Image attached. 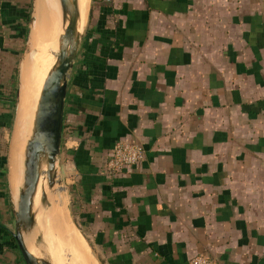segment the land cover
Instances as JSON below:
<instances>
[{
  "label": "crops",
  "instance_id": "1",
  "mask_svg": "<svg viewBox=\"0 0 264 264\" xmlns=\"http://www.w3.org/2000/svg\"><path fill=\"white\" fill-rule=\"evenodd\" d=\"M34 6L0 0V264H23L9 240L17 186L11 201L1 157ZM88 9L66 76L59 164L90 247L103 264H182L197 252L264 264V0ZM118 138L143 154L110 175Z\"/></svg>",
  "mask_w": 264,
  "mask_h": 264
},
{
  "label": "bare ground",
  "instance_id": "2",
  "mask_svg": "<svg viewBox=\"0 0 264 264\" xmlns=\"http://www.w3.org/2000/svg\"><path fill=\"white\" fill-rule=\"evenodd\" d=\"M76 4L78 10L77 25L80 28L83 25L82 21L85 20L89 0H76ZM34 7L33 25L27 37L28 49L20 66V97L18 94L17 114V106L15 110L17 115L16 132L10 145L8 164V180L13 197L17 186L14 201L17 199L18 187L21 184L22 151L30 134L35 101L43 77L54 61L57 36L62 28L57 0H35ZM27 108H29L28 111ZM16 162H18V167ZM41 169H44L43 162ZM41 191L46 194V203H41L39 200ZM57 193V183L48 186L43 173L40 174L31 205L34 213V224L30 232L24 236L26 247L34 253L38 252L37 248L41 249L40 253L45 254L52 264H66L62 256L64 252H71L78 260V264H94L85 253L83 243L71 225V221L69 222L67 212L62 207V197L57 196ZM36 233L41 234L43 240L41 247L37 248L32 240ZM54 258L57 263H53Z\"/></svg>",
  "mask_w": 264,
  "mask_h": 264
},
{
  "label": "water",
  "instance_id": "3",
  "mask_svg": "<svg viewBox=\"0 0 264 264\" xmlns=\"http://www.w3.org/2000/svg\"><path fill=\"white\" fill-rule=\"evenodd\" d=\"M61 31L57 36V49L54 61L41 82L35 101L31 130L22 151L21 184L18 187L17 199L13 205L14 239L23 264H52L49 258L40 253L43 244L42 236L36 233L33 242L38 252H31L24 243V236L34 224V213L31 209L32 197L40 174L43 173L48 186L54 184L56 165L59 164V146L61 138L63 101L66 89V76L75 58L82 33L77 25L76 0H57ZM18 85L15 88V112L18 102ZM44 169H41V163ZM41 203H46V194H39ZM12 201V200H11Z\"/></svg>",
  "mask_w": 264,
  "mask_h": 264
},
{
  "label": "rangeland",
  "instance_id": "4",
  "mask_svg": "<svg viewBox=\"0 0 264 264\" xmlns=\"http://www.w3.org/2000/svg\"><path fill=\"white\" fill-rule=\"evenodd\" d=\"M90 1V0H89ZM89 7V4H88ZM88 11V9H87ZM32 19L29 25V33L31 30V25H32ZM86 21H87V13L85 16V20L83 21V25L81 27V32L84 31V28L86 26ZM28 49V44H26V42L21 46L20 51L18 52V60H17V64L19 65L20 61L22 60L23 56L25 55L26 51ZM17 83L19 84V81L17 79ZM16 85H14L13 87H15ZM13 102L11 104V110H13ZM29 108H27L28 111ZM26 111V113H27ZM15 112L13 111L12 114V118L10 121V125H9V129L6 131V133L4 134V137L2 138V149L5 155H2L1 157V164H2V170H3V175L5 176V184L8 185L9 188V183H8V164H9V160H8V156L10 155V145L12 143V140L15 136ZM14 130V131H13ZM13 135V136H12ZM17 161V160H16ZM17 163V167H18V162ZM18 169V168H17ZM54 183L59 184L58 188V193L57 196L60 195L62 197V202H63V208L65 209V211L67 212L68 218H69V222L71 221V225L74 227L77 235L79 236V238L81 239L82 243H83V247L85 250V253L88 255V257L90 258V260L94 263V264H103L102 260L100 258L97 257L95 251L90 247V245L88 244L86 238L83 235V232L79 226V224L77 223V221L74 219L73 217V213H72V202H71V189L69 187V184L65 178V175L62 171V168L60 166V164L56 165V173H55V178H54ZM7 187V186H6ZM9 192H10V188H9ZM10 198L12 200V196H11V192H10ZM13 202V201H12ZM11 231L13 230L12 225H11ZM49 239H50V234H49ZM12 244V243H11ZM7 240L5 238L1 239L0 242V249H9L7 248ZM13 245V244H12ZM55 247H57V245H55ZM11 249H16V247L13 246V248ZM63 259L65 261L66 264H78V260L76 259V257L71 253V252H64L63 253ZM55 257V254H54ZM53 263H57V260L54 258Z\"/></svg>",
  "mask_w": 264,
  "mask_h": 264
},
{
  "label": "built area",
  "instance_id": "5",
  "mask_svg": "<svg viewBox=\"0 0 264 264\" xmlns=\"http://www.w3.org/2000/svg\"><path fill=\"white\" fill-rule=\"evenodd\" d=\"M143 154L142 146L134 140L118 138L109 147L104 159L103 171L113 175L123 167L138 162ZM182 264H218L202 252H197L185 259Z\"/></svg>",
  "mask_w": 264,
  "mask_h": 264
},
{
  "label": "trees",
  "instance_id": "6",
  "mask_svg": "<svg viewBox=\"0 0 264 264\" xmlns=\"http://www.w3.org/2000/svg\"><path fill=\"white\" fill-rule=\"evenodd\" d=\"M89 12H90V9H88V13H87V15L89 16ZM29 18V15H27V19ZM14 92H15V87L13 88V94H14ZM12 102H13V104H14V95H13V100H12ZM12 114H13V110L11 111V113L9 114V120H8V122L6 123V126H7V128L9 129V125H10V121H11V118H12ZM3 155H5V154H3ZM8 232V231H7ZM9 233V232H8ZM9 240L11 241V243L13 244V246L14 247H16V244H15V242H14V239H13V237L11 236V233H9ZM12 244H11V246H12ZM16 249H17V247H16Z\"/></svg>",
  "mask_w": 264,
  "mask_h": 264
}]
</instances>
